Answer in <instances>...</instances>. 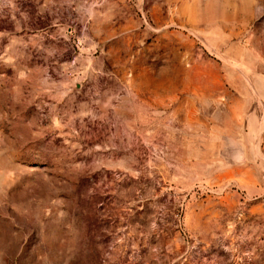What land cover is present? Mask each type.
<instances>
[{
  "label": "rangeland",
  "instance_id": "374dc122",
  "mask_svg": "<svg viewBox=\"0 0 264 264\" xmlns=\"http://www.w3.org/2000/svg\"><path fill=\"white\" fill-rule=\"evenodd\" d=\"M0 264H264V0H0Z\"/></svg>",
  "mask_w": 264,
  "mask_h": 264
}]
</instances>
